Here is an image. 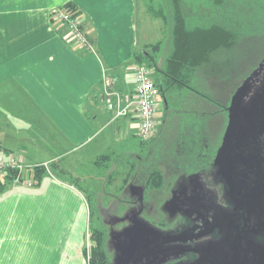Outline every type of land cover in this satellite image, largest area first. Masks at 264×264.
I'll use <instances>...</instances> for the list:
<instances>
[{
	"label": "crops",
	"instance_id": "1",
	"mask_svg": "<svg viewBox=\"0 0 264 264\" xmlns=\"http://www.w3.org/2000/svg\"><path fill=\"white\" fill-rule=\"evenodd\" d=\"M69 2L82 11L92 51L74 47L65 24L52 18ZM138 6L139 0H0V156L18 155L32 183L1 180L0 264H90L93 202L113 174L88 175L86 166L116 170L141 144L134 107L117 115V105L103 98L108 83L122 105L135 95L136 56L152 43L144 29L140 46ZM103 155L109 156L98 165ZM45 164L38 181L35 168Z\"/></svg>",
	"mask_w": 264,
	"mask_h": 264
},
{
	"label": "rangeland",
	"instance_id": "2",
	"mask_svg": "<svg viewBox=\"0 0 264 264\" xmlns=\"http://www.w3.org/2000/svg\"><path fill=\"white\" fill-rule=\"evenodd\" d=\"M214 1L215 0H186V14L188 13L191 24L196 22L199 13L209 16V20L218 19L220 17H232L233 21L236 23L235 28L242 33L240 43L235 45L225 55L223 54L221 57H218L221 60L229 59L230 64L227 67V73L225 72L219 78L201 74V84H199V89L205 94L229 106L232 94L235 93L237 86L243 83L246 76L253 69L258 68L257 66L261 60L264 62V0H222L221 4L214 5L213 7ZM144 5L145 0H139L140 46H143L144 42L142 40V32L144 29L148 30L150 42L155 43L162 41V47L158 53V64L163 66L165 60L174 49L173 22L169 19L166 21L161 17L157 18L151 11L148 13L145 8L146 5ZM153 6L156 9H160L159 6H162L168 17L172 15L171 0H154ZM145 62L153 71L151 61L145 59ZM115 88L116 87L113 86L111 89L113 90ZM197 98L198 100L194 106L197 105L199 107L198 110H202L200 111L202 112L200 115H205L206 112H209V118L207 119L209 130L207 134L204 135L203 141H201L208 144L209 147L205 146V148H203L201 146L199 153H197L199 150H196L194 153L193 150L189 148V146H191V141L185 138L186 136H184L183 131L186 124L181 125L179 129L177 127L178 124H180V119L185 117L189 118L185 115L186 109H183L177 118L175 117L174 120L168 119L162 126L160 134L150 139L149 142L143 144L140 138L136 139V142L138 144L141 142V144L137 145L135 148L134 155L122 157L121 160L127 158V161L118 164L117 170L111 177L112 184L107 186V191L105 192L100 189L99 203L95 204V202H93L94 211L91 214L90 225L92 228H104L106 230L107 250L112 264L117 256L115 233L124 229L119 222L126 221L127 217L125 215V219L122 217L119 218L116 223L112 221L111 223L113 224H109L105 221L102 223L104 216L99 214V211L104 207V209H107L113 201V203L116 202L115 196L117 191L123 187L126 177L129 176L128 174L130 173L131 179L129 184L125 185L126 187L124 190L132 188L135 183L133 182L134 180L138 182L137 184H140L142 181L147 182L153 169L159 168L163 171L165 177L162 187L149 190L153 195H150L149 199L145 201L146 210L144 213L139 214V218L161 231L168 232L174 229L173 225L180 219L179 215L172 213L166 207L171 194L179 190L182 183H187L191 179L190 177H193L196 172L194 168L200 167L205 161L212 159L213 149L222 142L223 133L227 125L228 112L223 109V107H218L203 96H198ZM162 102L164 104L163 99ZM134 123V125H137L136 122ZM208 169H211V163L207 170ZM51 171H54L55 174L58 173L53 168H51ZM98 172L104 173L105 169L103 168V170H101V168H95L88 163L86 166V174L92 175ZM27 174H29V171H27ZM17 184L19 183L14 182L12 185ZM87 184V192L90 194L94 191L93 181L88 180ZM100 184L101 182L97 183L98 186ZM83 187L86 188L85 185H83ZM151 207L155 209V215L152 214L154 217L153 219H151V215L147 214L150 212ZM123 212H125L124 209H122V213ZM117 216H120L119 211ZM90 231L92 235V230Z\"/></svg>",
	"mask_w": 264,
	"mask_h": 264
},
{
	"label": "trees",
	"instance_id": "3",
	"mask_svg": "<svg viewBox=\"0 0 264 264\" xmlns=\"http://www.w3.org/2000/svg\"><path fill=\"white\" fill-rule=\"evenodd\" d=\"M185 1L171 0L172 15L168 17L162 6H159L160 9L154 8V0H145V8L148 13L151 11L157 18L161 17L166 21L168 19L172 20L174 49L165 60L163 66L158 64V53L162 47V41L151 43L143 52L140 51L138 53L136 59L139 65L145 64L148 66L145 59H149L152 63L155 83L159 87L164 101L163 122H167L168 119L174 120L175 117L177 118L181 114L183 109H186L185 115L189 118L180 119V124L177 127L179 129L181 124H186L189 130L184 132V136L191 141L189 148L194 153L199 150L197 152L199 153L201 146L203 148L205 146L209 147L208 144L201 142L209 130L207 121L209 112H206L205 115H200L202 110H198L199 107L197 105L194 106L198 100L197 97L203 96L218 107L228 110L227 106L222 102L199 89L201 74L211 75L216 78L224 74L228 70L229 59L221 60L218 57L225 55L235 45L239 44L242 33L235 28L236 23L232 17H220L209 20V16L199 13L196 22L191 24L189 15L188 13L186 14ZM221 3L222 0H215L213 7ZM64 6L74 15H81V9L74 3L69 2ZM141 142L145 144L149 141L142 140ZM215 153L216 147L212 151V159ZM107 156L109 155H103L96 163L101 165L102 161H105H101V158L103 159ZM212 159H208L200 167L194 168V170H207L209 164L212 163ZM110 166L107 169L105 168L104 174L108 172L113 174L117 170H112ZM13 174L8 176L7 182L2 183L3 186H6L14 178ZM35 176L38 181H41L46 176V168L40 165L36 166ZM164 177L162 170L159 168L153 169L145 183V187L151 190L161 188L164 183ZM92 241L90 264H112L107 250L106 230L104 228H92Z\"/></svg>",
	"mask_w": 264,
	"mask_h": 264
},
{
	"label": "flooded vegetation",
	"instance_id": "4",
	"mask_svg": "<svg viewBox=\"0 0 264 264\" xmlns=\"http://www.w3.org/2000/svg\"><path fill=\"white\" fill-rule=\"evenodd\" d=\"M261 63H263L262 60L258 64V68ZM252 80V88L245 96L244 101L246 102L256 94L257 89L264 85V66ZM227 126L228 120L226 128ZM159 134L160 130L158 129L156 136ZM263 140L258 139V142ZM221 144L222 142L216 146L211 169L196 171L194 176L197 178L192 181L190 179L187 185L181 186L179 190L171 194L167 201L166 207L172 213L179 215L180 219L173 225L174 229L168 231L176 235L177 238L165 244L168 254L164 264H241L242 257L247 254V250L233 244V240L238 237L237 234H241L242 239L246 238L252 244L259 242L264 244V226H259L260 220L247 224V211L244 202L236 201L233 194L237 191H233L225 174H221L218 166L215 165L216 154ZM257 152L260 151L257 150ZM257 152L256 156L259 158L257 163L255 165L247 163L248 171H245L256 180L264 178V160ZM244 163H240V170ZM253 171L255 172L252 173ZM198 173L200 174L196 176ZM130 179L131 175L129 174L126 183L118 189L116 196L114 195L116 202L113 203V201L107 209H104L105 207L100 209L99 214L104 216L102 223L104 221L109 224H113L112 221L116 223L119 218H124L125 215L127 220L119 222L123 228L140 222L139 214L146 210L145 201L153 194L149 192L150 189L145 187L144 201H139L140 186L145 185L146 182L142 181L137 184L138 182L134 180L133 182L136 184L134 183L129 190H124ZM238 186H240L239 190L243 189L242 183H239ZM121 208L125 212L122 213ZM154 210L151 207L150 212L147 213L151 215V219L154 218ZM118 211L120 216H117Z\"/></svg>",
	"mask_w": 264,
	"mask_h": 264
},
{
	"label": "water",
	"instance_id": "5",
	"mask_svg": "<svg viewBox=\"0 0 264 264\" xmlns=\"http://www.w3.org/2000/svg\"><path fill=\"white\" fill-rule=\"evenodd\" d=\"M263 65L264 62L261 63L260 69ZM260 69H255L232 95L228 106V126L216 154L215 165L221 174H225L233 191H237L233 194L236 201L244 202L247 224L260 220L259 226H264V178L256 180L245 173L248 171L247 163L250 165L257 163L259 159L256 156L257 150L264 160V140L258 142V139H264V85L256 90V94L250 100L244 101L252 88V79ZM242 162L246 163L240 170ZM194 175L190 177V181L197 178ZM239 183L243 185L241 190ZM184 185L187 183L181 184ZM140 188L139 201L143 202L145 185ZM237 236L233 244L247 250L241 264H264V244L261 242L252 244L246 238L242 239L241 234ZM175 238L176 235L161 231L140 220L135 225L115 233L117 256L113 264H164L168 254L165 244Z\"/></svg>",
	"mask_w": 264,
	"mask_h": 264
},
{
	"label": "built area",
	"instance_id": "6",
	"mask_svg": "<svg viewBox=\"0 0 264 264\" xmlns=\"http://www.w3.org/2000/svg\"><path fill=\"white\" fill-rule=\"evenodd\" d=\"M52 17L65 24L66 32L64 37L74 47L86 51L94 50V42L84 28L81 15L76 16L68 8L62 6L52 11ZM134 79L135 95L133 98L127 97L125 105H122L123 100L120 93L112 90L110 83L107 84L103 98L108 104L117 105V115H127L133 106L139 119L138 134L143 141H149L158 133V127L163 118L164 104L160 89L155 83L153 71L150 67L145 64L137 65L134 71ZM44 167L47 168V164ZM27 168V165L16 154L0 156V183L3 177H8L14 173L13 179L15 182L20 183L24 181L25 184L32 185L31 181L25 179L23 176ZM92 244L91 240L87 245L89 262L91 260Z\"/></svg>",
	"mask_w": 264,
	"mask_h": 264
}]
</instances>
